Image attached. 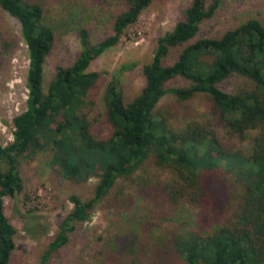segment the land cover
I'll use <instances>...</instances> for the list:
<instances>
[{"label": "trees", "instance_id": "16d2710c", "mask_svg": "<svg viewBox=\"0 0 264 264\" xmlns=\"http://www.w3.org/2000/svg\"><path fill=\"white\" fill-rule=\"evenodd\" d=\"M122 1L109 34L92 43L88 32L79 30L81 50L71 64L56 66L45 89L52 27L44 22L39 4L0 0L1 9L19 24L28 55L25 109L12 117V141L0 142V264L9 263L15 248L16 228L5 213L4 197L22 189L19 159L48 145L51 161L64 177L84 181L94 176L97 183L88 199L69 196L72 209L40 264H48L51 254L67 243L75 223L88 220L111 190L116 187V193H122L127 184L155 204L197 209L192 227L184 224L153 236V264H264V22L249 18L220 36H199L200 24L222 0H190L183 17L157 39L151 60L142 65L144 85L138 94L124 101L117 80L113 77L107 84L101 117L111 133L99 137L91 130L95 118L90 117L89 96L100 72L88 68L119 42L152 0ZM179 46L175 59L164 63L169 51ZM232 74L245 77L250 85L235 92L219 88ZM176 77L188 85L167 86ZM167 94L179 100L205 97L209 118L181 119L177 107H159ZM148 161L170 169L171 178L161 181L144 171ZM134 236L116 242L125 259L103 264H138Z\"/></svg>", "mask_w": 264, "mask_h": 264}, {"label": "rangeland", "instance_id": "374dc122", "mask_svg": "<svg viewBox=\"0 0 264 264\" xmlns=\"http://www.w3.org/2000/svg\"><path fill=\"white\" fill-rule=\"evenodd\" d=\"M27 1L40 5L44 22L54 31V42L44 63L45 89L56 66L71 64L81 50L79 30L84 28L90 42H97L110 33L113 15L124 7L122 0ZM189 2L152 0L137 21L124 31L119 42L91 62L88 70L100 72V79L89 96L93 98L90 117L95 118L91 130L97 136L107 137L111 133V126L101 117L107 84L114 77L124 101L137 95L144 85L142 65L151 60L157 39L183 17ZM249 18L264 22V0H222L214 14L200 24L198 34L220 36ZM180 49L181 46L172 48L163 59L164 63H171ZM27 67V48L19 24L0 7V142L3 145L13 139L12 117L25 109ZM187 85L188 81L181 77L167 83L169 87ZM248 85V79L232 74L218 87L226 92H235ZM158 106L177 107L181 119L195 117L205 121L209 118L207 99L201 95L179 100L167 94ZM217 130L224 138L223 131ZM239 144L236 141V145ZM51 157L52 150L48 145L41 150L27 151L19 159L22 189L12 197H4L5 213L16 228L15 248L8 264H40L41 254L54 238L62 219L72 209L69 196L74 194L81 199L92 196L96 177L72 181L61 174ZM143 166L144 171L161 181L172 176L170 169L160 168L150 161ZM116 191L115 187L96 204L88 220L75 223L74 229L68 233L67 243L51 254L48 264H103L125 259L127 256L122 255L116 242L133 232L140 254L137 263L153 264L151 243L159 230L165 233L167 228L194 225L197 209L192 205L173 210L166 205L155 204L138 194L134 184H127L122 193L117 194ZM173 264L183 263L175 260Z\"/></svg>", "mask_w": 264, "mask_h": 264}]
</instances>
